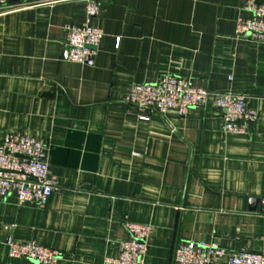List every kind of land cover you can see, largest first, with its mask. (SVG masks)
<instances>
[{
  "label": "crops",
  "instance_id": "1",
  "mask_svg": "<svg viewBox=\"0 0 264 264\" xmlns=\"http://www.w3.org/2000/svg\"><path fill=\"white\" fill-rule=\"evenodd\" d=\"M94 1L92 67L65 50L83 0L0 11V142L43 141L56 188L43 207L0 197V264H38L9 258L8 237L58 251L54 264H103L125 223L151 227L144 264H175L177 242L264 257V43L236 36L246 0ZM165 76L242 95L248 133H225L210 102L142 121L130 87Z\"/></svg>",
  "mask_w": 264,
  "mask_h": 264
},
{
  "label": "built area",
  "instance_id": "2",
  "mask_svg": "<svg viewBox=\"0 0 264 264\" xmlns=\"http://www.w3.org/2000/svg\"><path fill=\"white\" fill-rule=\"evenodd\" d=\"M79 0H0V11L21 8H45L54 4ZM82 1V0H81ZM85 2L86 23L71 25L65 41L67 60L92 67L102 32L91 21L98 13L94 0ZM244 9L252 16L237 22L236 36L264 43V0H246ZM118 43L119 39H116ZM126 101L146 111L140 119L147 121L148 114L163 115L176 110L183 117L189 109L211 103L222 112V130L228 134H247L256 113L248 110L242 95L231 92L212 93L196 88L177 76H165L155 83L134 84ZM55 183L49 173L48 147L39 139L5 134L0 142V197L13 196L18 204H34L43 207ZM264 206V197L259 200ZM130 236L119 243V253L114 258H105L103 264H144L147 240L151 234L149 225L125 223ZM9 258H22L38 264H54L60 259L58 251L40 247L34 243H16L6 239ZM222 260L224 264H264V257L255 253L239 251L229 253L216 243L177 242L173 247L175 264H212Z\"/></svg>",
  "mask_w": 264,
  "mask_h": 264
}]
</instances>
